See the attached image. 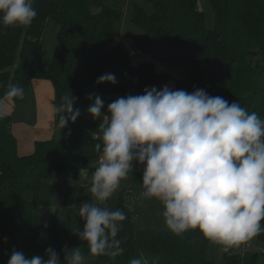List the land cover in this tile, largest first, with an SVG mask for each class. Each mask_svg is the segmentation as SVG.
I'll return each instance as SVG.
<instances>
[{
  "label": "trees",
  "instance_id": "trees-1",
  "mask_svg": "<svg viewBox=\"0 0 264 264\" xmlns=\"http://www.w3.org/2000/svg\"><path fill=\"white\" fill-rule=\"evenodd\" d=\"M125 1V0H122ZM153 12L136 6L129 22L137 33L126 35L130 49L117 43L114 24L122 9L105 0H34L37 15L30 26L0 25V100L20 98L9 95L11 86L23 90L33 79H49L54 88V106L66 96L75 97L80 111L79 125L69 122L60 129L61 139L38 140L30 154H19L11 132L10 115L0 111V264H6L12 249L27 256H44L52 247L63 259L62 248L83 247L85 264H129L143 256L152 264H264V252L242 255L239 246L224 250L205 239L198 230L175 235L169 230H147L136 226L133 213L124 205V190L117 209L126 219L119 223L117 239L124 249L112 259L92 256L86 241L78 238V228L38 221L39 184L42 178L61 173L78 177V168L92 169L100 153L94 137L99 120L86 109L96 93L107 104L118 97L142 94L146 87L157 90L170 80L169 72L157 70L159 61L176 72L175 90L204 89L229 103L243 101L246 110L264 119V0H209L214 26L206 27L197 0H147ZM99 4L98 10L92 7ZM51 15L59 25L58 44L48 69L40 54L44 22ZM116 43L114 47L109 44ZM141 50L149 60L132 62L131 51ZM156 49L157 55L149 53ZM114 74L116 83H96L99 76ZM55 117L59 122L60 115ZM134 181L136 170L129 172ZM124 195V196H123ZM264 225V221H261ZM7 238L6 242L4 238ZM264 244V232L253 237ZM220 254V259L216 255Z\"/></svg>",
  "mask_w": 264,
  "mask_h": 264
},
{
  "label": "clouds",
  "instance_id": "clouds-1",
  "mask_svg": "<svg viewBox=\"0 0 264 264\" xmlns=\"http://www.w3.org/2000/svg\"><path fill=\"white\" fill-rule=\"evenodd\" d=\"M33 3L0 0V25L30 26L37 15ZM103 82L117 81L105 73L96 80ZM9 95L22 99L23 88L13 85ZM75 99L66 96L53 107L54 116L63 113L60 129L80 115ZM87 99L92 101L87 113L100 121L95 137L101 141L95 144L100 155L91 175L88 168H78V179L88 182L95 203L80 204L83 227L75 234L86 241L90 255L115 259L124 252L117 235L126 216L104 202L133 172V162L143 165V197L161 203L160 215L173 234L198 230L228 250L264 232V119L258 113L204 89L187 92L167 85L118 97L104 111L99 94ZM82 249L65 246L62 260L52 247L44 249L47 259L12 249L6 264H85ZM129 264L149 262L141 256Z\"/></svg>",
  "mask_w": 264,
  "mask_h": 264
},
{
  "label": "rangeland",
  "instance_id": "rangeland-1",
  "mask_svg": "<svg viewBox=\"0 0 264 264\" xmlns=\"http://www.w3.org/2000/svg\"><path fill=\"white\" fill-rule=\"evenodd\" d=\"M200 10L204 13L206 27L212 28L214 26V15L209 3V0H197ZM106 4L117 5L122 9V18L114 24V30L118 35L117 43L124 48L130 49L127 42V36L131 33H137L138 28L131 25L129 17L136 6L140 7L147 14L153 12V5L147 0H105ZM99 4L92 7L93 11L98 10ZM58 30L59 25L55 18L48 15L44 22L42 33V49L40 59L44 69H48L50 62L55 54L58 44ZM131 57L134 60L144 59V55H136L134 50L131 51ZM133 60V61H134ZM156 65L163 66L159 61H155ZM164 67V66H163ZM169 74H171L169 72ZM171 80V79H170ZM50 82V81H49ZM51 83V82H50ZM163 82L162 84H165ZM52 84V83H51ZM161 84V85H162ZM160 85V86H161ZM242 107H247L243 101L237 100ZM25 102L18 103L13 108L15 116L11 115V122L15 119L17 122L21 121V114L24 115L23 121L33 123V120L28 116L23 107ZM80 115L73 122L74 125H79ZM36 123V122H35ZM48 132V138H54L56 141L61 139V131L58 126V121L53 114V122ZM47 136V134H45ZM97 165V161L93 162L92 169L89 170V175ZM143 165H137L133 162V170H136V178L132 181L129 176L121 181L120 187L117 191L104 202V206L110 210H116L118 204V196L124 190H129L124 197V205L132 213L137 227L147 230H168L164 225L163 217L160 215L162 211L161 203L156 199H145L143 197L144 189L141 186ZM88 182L80 181L78 177L68 178L61 173L54 172L52 176L42 178L39 184V203H38V221L40 224L47 225L50 221H56L59 225L83 227V221L77 216V211L81 203L90 202L95 203L94 198L88 191ZM120 226V225H119ZM250 246L245 248V254H251L254 251L264 250V244L258 243L254 238H250ZM216 259H220V254L216 255Z\"/></svg>",
  "mask_w": 264,
  "mask_h": 264
},
{
  "label": "crops",
  "instance_id": "crops-1",
  "mask_svg": "<svg viewBox=\"0 0 264 264\" xmlns=\"http://www.w3.org/2000/svg\"><path fill=\"white\" fill-rule=\"evenodd\" d=\"M132 59V57H131ZM149 57L144 56L142 60H149ZM132 59L133 63L138 62L139 60ZM157 70L170 72L167 68L163 66L157 65ZM51 80L41 78V79H33L31 83L23 90V98L19 101H13L10 98H4L0 100V111L6 113L8 115L15 116L13 108L18 103H24L27 117L29 116L33 123L26 124L23 121L24 115L21 114V121L17 122L16 119L11 122V132L16 138L17 142V152L19 154L25 155L30 154L34 150L35 142L38 140L52 139L48 138V132L50 126H52L53 122V99H54V88L50 83ZM167 85L170 89L175 90V81L168 80L165 84L160 86L163 87ZM10 115V117H11ZM36 122V123H35ZM47 134V136L45 135ZM54 139V138H53Z\"/></svg>",
  "mask_w": 264,
  "mask_h": 264
},
{
  "label": "built area",
  "instance_id": "built-area-1",
  "mask_svg": "<svg viewBox=\"0 0 264 264\" xmlns=\"http://www.w3.org/2000/svg\"><path fill=\"white\" fill-rule=\"evenodd\" d=\"M115 44L116 43H111V44H109V46L110 47H114L115 46ZM135 54L136 55H143L142 54V52H141V50H136L135 51ZM170 78L173 80V81H175L176 79H177V74H176V72H171V74H170ZM133 93H134V89L133 88H129V92H128V95H133ZM94 137H96V133L94 134ZM250 246V240H247V241H243V242H241L240 243V253L242 254V255H246L245 254V248H247V247H249ZM262 252H264V250L263 249H260Z\"/></svg>",
  "mask_w": 264,
  "mask_h": 264
},
{
  "label": "water",
  "instance_id": "water-1",
  "mask_svg": "<svg viewBox=\"0 0 264 264\" xmlns=\"http://www.w3.org/2000/svg\"><path fill=\"white\" fill-rule=\"evenodd\" d=\"M149 53L153 54V55H157L158 51L156 49H151V50H149Z\"/></svg>",
  "mask_w": 264,
  "mask_h": 264
}]
</instances>
